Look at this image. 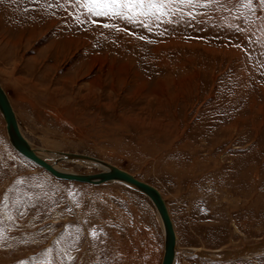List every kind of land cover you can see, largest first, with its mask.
I'll return each instance as SVG.
<instances>
[{
	"label": "rangeland",
	"instance_id": "374dc122",
	"mask_svg": "<svg viewBox=\"0 0 264 264\" xmlns=\"http://www.w3.org/2000/svg\"><path fill=\"white\" fill-rule=\"evenodd\" d=\"M155 2L163 15L147 0L131 12L0 0V81L39 149L100 158L164 195L175 264H264V250L207 256L264 241V3ZM163 253L147 196L54 178L11 146L0 114V264H161Z\"/></svg>",
	"mask_w": 264,
	"mask_h": 264
},
{
	"label": "water",
	"instance_id": "95a60500",
	"mask_svg": "<svg viewBox=\"0 0 264 264\" xmlns=\"http://www.w3.org/2000/svg\"><path fill=\"white\" fill-rule=\"evenodd\" d=\"M0 114L2 115L4 122L6 124V132L11 146L19 154L31 160L33 163L38 165L40 168L45 170L48 174H50L54 178L64 181L86 183L94 186L107 182L122 181L129 184L135 190L145 194L152 201L163 223L164 253L161 264L174 263L176 253L178 251V246L175 238L173 224L166 208V202L161 198L160 194L154 187L138 181L136 178L132 177L128 173L121 171L115 167H110L107 171L101 172L98 175H76L72 173L61 172L55 169L52 165H50L49 163H47L46 161H44L35 154L31 146L28 144V142L24 139V137L20 133L8 97L6 96L1 86H0ZM66 155L76 159L97 161V159L83 154L67 153ZM263 244L264 241L262 243H258L256 246L260 247ZM247 248L249 247H246L245 249ZM243 251L245 252L240 254H234L231 251H226L225 253L227 254H224L222 257L227 256L230 257L231 259H237L240 257H251V255L253 256L258 254V252H256L255 254H248V252L244 249ZM220 253H224V252H220ZM202 255L207 257L206 254L204 253ZM208 257L214 259L212 256H208Z\"/></svg>",
	"mask_w": 264,
	"mask_h": 264
},
{
	"label": "bare ground",
	"instance_id": "6f19581e",
	"mask_svg": "<svg viewBox=\"0 0 264 264\" xmlns=\"http://www.w3.org/2000/svg\"><path fill=\"white\" fill-rule=\"evenodd\" d=\"M14 71V70H13ZM11 72V71H10ZM8 76V75H7ZM15 78V77H14ZM18 78V77H17ZM21 81V80H20ZM0 86H1V88L4 90V92H5V94H6V96L8 97V100H9V102H10V105H11V107H12V110H13V112H14V115H15V118H16V122H17V124H18V128H19V130H20V133L22 134V136L24 137V139L28 142V144L31 146V148L33 149V151L35 152V154L38 156V157H40L41 159H43L44 161H46L47 163H49L50 165H52L55 169H57V170H59V171H61V172H65V173H72V174H76V175H81V174H79V173H76V172H73V171H71V170H68V169H66L65 167H64V163L65 162H84V163H88V164H91V165H95V166H97V167H99L100 169H102V172H105V171H107L110 167H115V168H117V169H119V170H121V171H124V172H126V173H128L129 175H131L132 177H134V178H136L134 175H132L131 173H129V172H127V171H125V170H123V169H121V168H118V167H116V166H114V165H111L110 163H108V162H106L105 160H102V159H100V158H97V157H94V156H90V157H92V158H95V159H97V161H91V160H84V159H76V158H72V157H69V156H67L66 154L67 153H71V152H58V151H52V150H47V149H39V147H37L36 145H34L30 140H28V138L24 135V133H23V131H22V127H21V123H20V121H19V116L17 115V112H16V110H15V108L13 107V105H12V103H11V100H10V98H9V96H8V94H7V92H6V90H5V88L3 87V84L1 83V81H0ZM169 134V133H168ZM146 144V143H145ZM185 148V147H184ZM182 149V148H181ZM162 150V149H161ZM161 150H159L158 152H153V153H156V154H159L160 153V151ZM180 150V149H179ZM174 152V151H173ZM189 152V151H188ZM74 154H80V153H74ZM21 155V154H20ZM83 155H86V154H83ZM87 156H89V155H87ZM24 157V156H23ZM27 159V158H26ZM29 160V159H28ZM182 159H180V161H181ZM29 161H31V160H29ZM160 164V163H159ZM191 165V164H190ZM174 168V167H173ZM172 168V169H173ZM180 170V169H179ZM192 170V169H191ZM182 172V171H181ZM168 173V172H167ZM89 175H98V174H89ZM171 175H173V173L171 174ZM138 181H140V182H143V181H141V180H139L138 178H136ZM113 182H116V183H123V184H126V185H128V187H130V188H132L129 184H127V183H125V182H122V181H113ZM112 182V183H113ZM108 183V182H107ZM143 183H145V182H143ZM103 184H105V183H103ZM147 184V183H146ZM100 185H102V184H100ZM149 185V184H148ZM151 186V185H150ZM153 187V186H152ZM155 188V187H154ZM134 189V188H133ZM156 189V188H155ZM135 190V189H134ZM157 191H158V193L160 194V196H161V198L166 202V208H167V211H168V214H169V216H170V219H171V221H172V224H173V229H174V233H175V238H176V242H177V246L179 245L178 244V236H177V232H176V227H175V224H174V220H173V217H172V214H171V212H170V208H169V205H168V202L166 201V199L164 198V195L158 190V189H156ZM137 191V190H136ZM137 192H139V191H137ZM139 193H142V192H139ZM143 194V193H142ZM145 195V194H144ZM146 196V195H145ZM152 202V201H151ZM155 207V206H154ZM160 217V216H159ZM160 220H161V218H160ZM161 222H162V220H161ZM162 225H163V223H162ZM164 229V228H163ZM257 245V244H256ZM256 245H253V246H251V247H249V248H247V249H244V250H246L247 252H248V254H255L256 252H258V254L259 253H261V252H263V250H264V244L263 245H261L260 247H258V246H256ZM218 251H221V250H218ZM190 252L192 253H198V254H203V253H200V250H190ZM231 252H233L234 254H240V253H243V252H245V251H243V249H241V250H231ZM250 252V253H249ZM178 254H179V246H178V251H177V253H176V256H175V260H174V263L173 264H175V261H176V259H177V256H178ZM224 254H227V253H220V252H214V253H212V252H209L208 254H207V256H215L216 258H230V257H227V256H225V257H222ZM199 256V255H198ZM252 256V255H251Z\"/></svg>",
	"mask_w": 264,
	"mask_h": 264
},
{
	"label": "snow or ice",
	"instance_id": "6c2138e0",
	"mask_svg": "<svg viewBox=\"0 0 264 264\" xmlns=\"http://www.w3.org/2000/svg\"><path fill=\"white\" fill-rule=\"evenodd\" d=\"M262 3H264V0H262ZM146 4V0H103V6L108 8H120L123 10L124 8H127L129 12H131L133 9H139L142 8ZM147 7L154 8L157 10V12H160L161 15H163V12L160 11L162 8V4L158 5L155 0H147ZM99 14H107L106 12H98Z\"/></svg>",
	"mask_w": 264,
	"mask_h": 264
}]
</instances>
